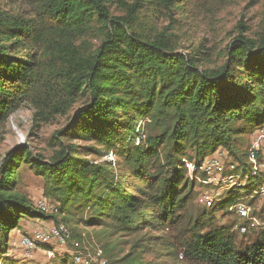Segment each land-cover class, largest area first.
<instances>
[{"label": "trees", "instance_id": "16d2710c", "mask_svg": "<svg viewBox=\"0 0 264 264\" xmlns=\"http://www.w3.org/2000/svg\"><path fill=\"white\" fill-rule=\"evenodd\" d=\"M195 1L27 0L30 14L0 11V125L28 104L34 120L47 124L79 101L69 128L55 135L90 142L96 156L85 158L83 147L63 139L49 156L24 144L5 154L0 256L22 219L55 218L16 189L22 164L44 182L68 232L82 224L101 242L105 264H155L143 254L159 250L167 259L161 264H264V199L246 218L235 211H251L244 199L264 185V170L255 172L246 148L264 125V34L239 31L208 65L206 49L179 51L173 27ZM159 18L166 26L158 28ZM212 159L250 175L245 186L191 213L194 187L209 185L203 166ZM227 214L243 219L233 227L252 235L250 243L237 245L230 228L214 226ZM68 254L58 264H76Z\"/></svg>", "mask_w": 264, "mask_h": 264}, {"label": "rangeland", "instance_id": "374dc122", "mask_svg": "<svg viewBox=\"0 0 264 264\" xmlns=\"http://www.w3.org/2000/svg\"><path fill=\"white\" fill-rule=\"evenodd\" d=\"M186 9L185 13L178 12L175 15L176 23L173 25L178 36L179 51L199 54L206 49L211 55L208 65L218 62L219 54H222L225 46L230 43L239 31L244 30L246 36L252 39L264 34V0H196L192 3V6ZM0 11L30 14V7L27 0H0ZM111 12L113 15H121L115 8H112ZM158 20V28L166 26L167 22L164 19L159 18ZM80 104L81 102L78 101L72 111L66 116L58 117L47 124L36 122L33 117L34 109L29 104L23 105L8 118L5 124L0 125V164L5 154L16 145L24 144L29 146L33 154L49 156L57 149V145L60 144L62 139L65 143L71 142L83 147L80 150L86 154L85 158L89 160L96 159L93 153L87 151L88 147L93 146L90 142L80 141L76 138H66L62 133L55 135L58 131L69 128L73 111ZM137 127H140L141 131L143 124H138ZM263 134L264 125L253 131L248 138L246 148L252 139H256ZM215 156L222 160L224 159V156L220 157L219 150ZM107 160L115 162L116 158L113 155H108ZM261 160L257 165L258 171L264 170V159L261 158ZM224 162V164H228L226 158ZM235 165L233 168L229 167L228 170L227 168L223 169V172L227 170L225 173L216 171L215 174L218 173V175L211 176L213 180L210 181L209 185H196L194 187L193 199L189 206L191 213L204 209L200 205H202V201L205 198L209 197L211 200H216L217 197V200H221L223 198L222 194L228 193L231 188L246 185V178L250 173H243L242 169L237 167L238 163ZM16 173L18 175L16 189L27 196L37 211H40L41 206H44L47 210L45 214L47 216H55V218L48 220L22 219L19 228L8 234V247L4 254L0 256V264H58L61 258L70 256L68 252L72 250L71 246L74 242H78L81 245L83 251L88 255L87 258L93 260V264H105L106 258L99 255L101 242L98 243L94 239L91 230L82 224L77 227L67 226L73 240L69 238L64 243L51 237V231L58 224L64 226L53 211L56 210L57 204L45 196L44 182L34 175L27 166L20 164L19 168L16 169ZM197 176L200 177L201 174L198 173ZM231 176L233 179L229 178ZM207 177L208 175L206 174ZM232 182L235 184L231 185L233 184ZM244 201L247 203L252 201L251 205L254 208H250L251 213L253 209L259 210L261 201L256 195L252 194ZM242 221L243 219L232 214H227L226 216L217 215L214 226L230 228L235 235L237 245L244 246L251 242L252 235L242 236L236 233V229L233 227L236 222L241 223ZM254 224L257 223L254 222ZM36 234L48 235V241L32 247L27 245L25 241L34 238ZM125 239L128 242H133L128 238ZM159 251L143 254V260L161 264L162 260L167 259L161 256L158 253ZM48 252H52L54 254L53 257H48ZM178 260L179 262L181 261L180 257H178Z\"/></svg>", "mask_w": 264, "mask_h": 264}, {"label": "built area", "instance_id": "2783aa9c", "mask_svg": "<svg viewBox=\"0 0 264 264\" xmlns=\"http://www.w3.org/2000/svg\"><path fill=\"white\" fill-rule=\"evenodd\" d=\"M257 155H260V157L264 159V134L260 135L256 139H252L250 144H249L248 158H249V161L254 165L253 169L255 170V172L258 170ZM186 167L188 168L189 172L191 173L193 170V166L186 162ZM203 167L205 168V171L207 172V175H208L207 182H205V183H209V184H210V181L213 180L211 178V176L216 171H220L223 168V166L220 164V162L216 159L209 160V162L204 164ZM229 178L233 179L232 176ZM232 183L233 184H231V185L235 184L234 182H232ZM253 195L258 196L260 199H264V185H262L258 191L253 192ZM209 200H211V199H209V197L205 198L202 201L203 202L202 204H206L207 206H210V204H212L214 200H211V201H209ZM40 211L46 213V211H47L46 207L41 206ZM53 211L55 212L56 210H53ZM235 211L241 218L248 217L249 212H250L249 208L244 207V206H237ZM241 231L243 232L244 229H241ZM69 236H70V233L68 232V230L63 225H59L51 231V237H54L55 239H58L64 243H65L66 239L69 238ZM47 241H48V235L36 234V236L34 238L25 241V243L32 247V246L40 245L41 243H46ZM73 246H74V250L69 251V252L72 255L75 263L76 264H91L90 259H88L87 256H85L81 252L78 243L74 242ZM53 255L54 254L52 252L47 253L48 257H53Z\"/></svg>", "mask_w": 264, "mask_h": 264}]
</instances>
